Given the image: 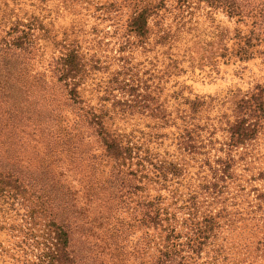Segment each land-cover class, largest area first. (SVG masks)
<instances>
[{
  "label": "rangeland",
  "instance_id": "1",
  "mask_svg": "<svg viewBox=\"0 0 264 264\" xmlns=\"http://www.w3.org/2000/svg\"><path fill=\"white\" fill-rule=\"evenodd\" d=\"M226 1L0 0V166L23 169L0 185V264H49L61 217L75 264H156L162 250L179 264H264V124L228 145L237 101L264 87V24ZM157 104L166 122L145 108ZM93 113L132 158L109 154ZM194 128L201 149L189 153ZM229 155L233 174L213 187L203 163ZM151 159L182 177L158 179ZM158 204L161 221H146Z\"/></svg>",
  "mask_w": 264,
  "mask_h": 264
},
{
  "label": "trees",
  "instance_id": "2",
  "mask_svg": "<svg viewBox=\"0 0 264 264\" xmlns=\"http://www.w3.org/2000/svg\"><path fill=\"white\" fill-rule=\"evenodd\" d=\"M226 2H228L227 4L233 12H245L246 10H249L247 14L252 15L251 11H256L258 13L257 15L260 17L259 22L264 24V0H247L245 8L243 7L241 0H228ZM147 25V9H143L140 12L138 11L135 17L131 19V26L133 30H135L136 32L138 31L139 36H142L146 32H148ZM64 63L65 67L68 68V70L64 74V76H66L65 81L67 85H71L70 93L76 95V85L72 86V83L68 82V80L66 79H68V77L71 78L73 76H76V74H78V70H81V67L83 65L78 62L77 55H75V53L68 54L64 59ZM258 87L259 85L256 87V89H258ZM204 103L205 101L198 97L187 99V104L191 109V113L189 112L188 114L192 121L200 119V117L198 116V112L200 113V110L203 108ZM145 108H148V110L151 111V115L153 117H158L165 122L168 120V115L162 105L157 104L153 107H150V105H148ZM237 112H240V114L235 115L234 120L230 121L228 127L230 133L228 145L231 147L248 144L252 139H255L258 136V132L264 124V87H259L257 91H254L249 96L240 97L236 103V113ZM90 124L99 125L98 135L101 136V142L105 144L107 151L116 159V161H126L127 159L132 158V149L130 148V145H127L129 144V142L123 143V141H121L119 137L117 138L112 135L110 131L107 130L104 126V121L101 114L93 113L92 122ZM196 129L197 128L184 130L185 132L181 143L184 144V150L189 153H196L201 149L199 134H197ZM148 156L150 155H146V157ZM232 160L233 157L229 155L225 158H219L217 161L215 160L214 163L210 162L209 160L204 161L203 164L206 168H208V173L210 175H213V187L218 186L221 181H224L232 176ZM145 161L148 162L149 160L145 159ZM149 163L152 164L155 169L154 175L158 179H162L164 182H166L168 179L172 180L174 178L182 177L181 174L183 173V168L178 167L177 164L172 161L157 160L156 162H154L153 159H151ZM9 165L13 168L8 167ZM6 166L7 167L0 166V185L7 184L8 182H19V175L16 173L20 172L16 170L23 169L17 167L15 163H7ZM2 168H5V170H2ZM146 206L151 207L153 206V203L146 204ZM160 210L161 208L158 204L154 210L147 209L146 211H143V217L148 216L152 221H161V219L159 218V216L161 215ZM145 220L148 221L146 218ZM61 221H63V217H61L59 223L54 221V225L56 226V231L54 230L55 243L54 247H52L50 251L49 264H69V260H71V258L73 259L72 264H75L76 258L72 253L74 251L73 249H70L68 247L70 246V233L61 225ZM170 230L171 232H174V229ZM210 230V226H205L204 228H201V231H198L197 235L199 238L207 239ZM169 237L170 234H168V238ZM201 242L203 243V241ZM167 247L169 246L167 245ZM167 254L165 250H162L161 257L156 264H179L175 261V258L169 254V252H167Z\"/></svg>",
  "mask_w": 264,
  "mask_h": 264
},
{
  "label": "clouds",
  "instance_id": "3",
  "mask_svg": "<svg viewBox=\"0 0 264 264\" xmlns=\"http://www.w3.org/2000/svg\"><path fill=\"white\" fill-rule=\"evenodd\" d=\"M185 95H188V93H185ZM110 107V106H109ZM139 127H143V125L141 124V125H139ZM125 130H131V129H129L128 127H127V125H125Z\"/></svg>",
  "mask_w": 264,
  "mask_h": 264
}]
</instances>
